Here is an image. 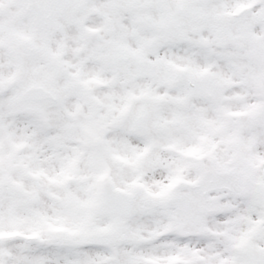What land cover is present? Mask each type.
I'll return each instance as SVG.
<instances>
[{"label":"snow or ice","instance_id":"obj_1","mask_svg":"<svg viewBox=\"0 0 264 264\" xmlns=\"http://www.w3.org/2000/svg\"><path fill=\"white\" fill-rule=\"evenodd\" d=\"M0 264H264V0H0Z\"/></svg>","mask_w":264,"mask_h":264}]
</instances>
